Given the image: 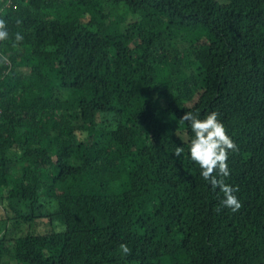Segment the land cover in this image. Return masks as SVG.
<instances>
[{
	"label": "trees",
	"instance_id": "16d2710c",
	"mask_svg": "<svg viewBox=\"0 0 264 264\" xmlns=\"http://www.w3.org/2000/svg\"><path fill=\"white\" fill-rule=\"evenodd\" d=\"M0 19V264H264V0H0ZM210 110L235 212L173 153Z\"/></svg>",
	"mask_w": 264,
	"mask_h": 264
},
{
	"label": "clouds",
	"instance_id": "9594fccd",
	"mask_svg": "<svg viewBox=\"0 0 264 264\" xmlns=\"http://www.w3.org/2000/svg\"><path fill=\"white\" fill-rule=\"evenodd\" d=\"M8 36L5 21L0 19V40ZM22 39V35L17 32L15 40ZM0 60L6 58L0 57ZM179 120L187 123L190 136L187 144L176 146L173 153L176 157L186 153L187 159L198 168L199 176L219 194L220 205L235 212L241 207L237 197L238 187L226 182V178L230 176L229 154L235 150L236 144L226 131L218 112L210 110L201 115L199 112L185 111ZM119 248L124 254L129 252L125 243H121Z\"/></svg>",
	"mask_w": 264,
	"mask_h": 264
},
{
	"label": "rangeland",
	"instance_id": "374dc122",
	"mask_svg": "<svg viewBox=\"0 0 264 264\" xmlns=\"http://www.w3.org/2000/svg\"><path fill=\"white\" fill-rule=\"evenodd\" d=\"M4 207L3 206H0V218H2L4 216Z\"/></svg>",
	"mask_w": 264,
	"mask_h": 264
}]
</instances>
